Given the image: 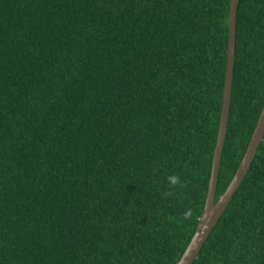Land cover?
I'll return each mask as SVG.
<instances>
[{"label": "trees", "instance_id": "16d2710c", "mask_svg": "<svg viewBox=\"0 0 264 264\" xmlns=\"http://www.w3.org/2000/svg\"><path fill=\"white\" fill-rule=\"evenodd\" d=\"M230 10L0 0V264L178 263L208 194ZM263 108L264 0H239L216 201ZM193 264H264V139Z\"/></svg>", "mask_w": 264, "mask_h": 264}, {"label": "water", "instance_id": "95a60500", "mask_svg": "<svg viewBox=\"0 0 264 264\" xmlns=\"http://www.w3.org/2000/svg\"><path fill=\"white\" fill-rule=\"evenodd\" d=\"M239 0H231V10L229 15V49L228 64L226 71V80L223 94V106L221 122L219 126V135L216 142L215 153L213 158L212 173L209 182V189L206 203L199 219L196 231L189 242L186 250L177 264H193L199 257L201 249L209 238L211 232L225 213L230 202L232 201L238 188L244 181L249 172L260 144L264 139V108L261 112L257 126L253 132L250 144L242 159V162L230 182L229 186L216 201L217 184L220 173V167L223 157L224 145L227 137V131L230 120L231 100L233 93L234 80V63L236 54L237 41V13Z\"/></svg>", "mask_w": 264, "mask_h": 264}, {"label": "clouds", "instance_id": "9594fccd", "mask_svg": "<svg viewBox=\"0 0 264 264\" xmlns=\"http://www.w3.org/2000/svg\"><path fill=\"white\" fill-rule=\"evenodd\" d=\"M172 183H173V186H175V185H177L179 183V180L174 178Z\"/></svg>", "mask_w": 264, "mask_h": 264}]
</instances>
